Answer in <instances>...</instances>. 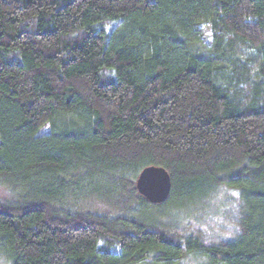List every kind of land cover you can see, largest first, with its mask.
<instances>
[{"label":"trees","instance_id":"1","mask_svg":"<svg viewBox=\"0 0 264 264\" xmlns=\"http://www.w3.org/2000/svg\"><path fill=\"white\" fill-rule=\"evenodd\" d=\"M0 190L9 264H264V0H0Z\"/></svg>","mask_w":264,"mask_h":264},{"label":"rangeland","instance_id":"2","mask_svg":"<svg viewBox=\"0 0 264 264\" xmlns=\"http://www.w3.org/2000/svg\"><path fill=\"white\" fill-rule=\"evenodd\" d=\"M2 194L3 191L0 190V196ZM214 196L215 197L209 203L208 202L204 203L205 205L203 203H200L199 205H195L196 203L193 202L192 205L194 209H192V211L189 213L187 211L185 214V218H187L189 221L191 220L192 221L191 223H194L196 225L200 224V226H202V228L205 231L209 232L208 235H210V238H214L212 235L214 236L220 235L224 237L226 235H230L231 232L229 226L230 223L229 217L231 216L230 211L235 204L234 201L232 200L234 194H232L231 190L229 189L227 193L224 190H219V192H217ZM163 203L162 202L156 204L149 203L145 205L144 207L145 210L143 212L144 213L146 212L149 215L150 214L155 215L156 216L155 219L160 220L161 215H160V209L158 207L162 206ZM172 203L173 202H169L162 206L163 213H167V212L171 213V210L174 207ZM219 208H222V210H219ZM184 213L185 211H183V215ZM168 223L169 226L171 225L173 226L174 224L172 221H168ZM201 262H203L201 257L198 256L191 258L190 256V258L185 257L183 260H181L180 264H199ZM0 264H9V263H7V260L5 258L0 256Z\"/></svg>","mask_w":264,"mask_h":264},{"label":"water","instance_id":"3","mask_svg":"<svg viewBox=\"0 0 264 264\" xmlns=\"http://www.w3.org/2000/svg\"><path fill=\"white\" fill-rule=\"evenodd\" d=\"M135 186L140 195L150 203L164 201L170 192V176L165 168L157 165L144 167L138 174Z\"/></svg>","mask_w":264,"mask_h":264}]
</instances>
